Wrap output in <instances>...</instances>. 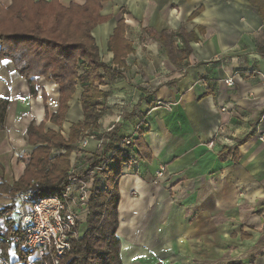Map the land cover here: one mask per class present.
<instances>
[{"label": "crops", "instance_id": "1", "mask_svg": "<svg viewBox=\"0 0 264 264\" xmlns=\"http://www.w3.org/2000/svg\"><path fill=\"white\" fill-rule=\"evenodd\" d=\"M97 1L102 21L91 35L108 69L95 86L107 97L86 131L106 139L114 127L116 143H140L119 181L122 264H264V20L257 8L248 0ZM59 4L84 7L87 0ZM119 23L132 49L122 66L109 49ZM83 93L77 85L58 127L50 119L59 86L38 77L32 95L14 64L0 60V98L10 102L0 184L24 175L31 124L67 139L83 122ZM96 148L91 140L88 152ZM60 153L52 149L50 158Z\"/></svg>", "mask_w": 264, "mask_h": 264}, {"label": "trees", "instance_id": "2", "mask_svg": "<svg viewBox=\"0 0 264 264\" xmlns=\"http://www.w3.org/2000/svg\"><path fill=\"white\" fill-rule=\"evenodd\" d=\"M257 8L264 20V0H248ZM99 2L87 0L84 7L72 5L63 8L59 0H12L9 8L0 6V60H10L16 71L29 84L31 94H36V79L43 77L59 86V109L50 119L61 127L68 112V102L81 84L84 93L81 104L82 123L74 124L67 139L60 132L31 124L27 131L29 144L34 148L26 163L24 175L13 185L0 184V196L14 200L21 192L32 191L34 197L61 195L69 182L70 155L86 130L96 127L100 118L99 99L107 97L96 82L101 81L100 70H107L100 60L99 50L91 35L102 21ZM123 23H119L110 40L114 63L124 65V58L132 52L131 44L124 39ZM82 72V73H81ZM9 100L0 98V133L5 129ZM47 119L48 116H47ZM114 131V130H113ZM113 131L107 134L108 142L102 155H94L90 169L112 158L108 167L95 177L87 229L80 241H74L69 253L60 264H122L120 241L116 236L119 227V181L125 165L132 162L131 151L122 150L114 141ZM97 139H101L98 138ZM139 141L132 139V145ZM131 145V148H132ZM60 153L51 159V150ZM12 206L0 209L1 258L8 263L12 238L18 234L11 219ZM20 262L27 264L30 251L17 250ZM241 264V263H233Z\"/></svg>", "mask_w": 264, "mask_h": 264}, {"label": "built area", "instance_id": "3", "mask_svg": "<svg viewBox=\"0 0 264 264\" xmlns=\"http://www.w3.org/2000/svg\"><path fill=\"white\" fill-rule=\"evenodd\" d=\"M225 83L235 85L233 78L226 79ZM113 130L114 127H111L105 134ZM91 140L97 143L95 155H102L103 147L108 142L107 139H97L95 133H84L74 149L75 159L84 163L76 162L71 166L68 185L61 195L34 197L32 191L18 194L10 216L18 233L11 241L9 252L13 258L8 263L1 261L0 264H24L19 260L18 249L31 252L27 264H60L63 256L71 251L72 243L82 239L90 215L95 177L108 167L112 158L109 153L107 160L90 169L88 163L94 156L88 152ZM260 140L264 142V134ZM118 145L122 150L130 151L132 138H125ZM165 172L166 168L162 167L156 177L162 178Z\"/></svg>", "mask_w": 264, "mask_h": 264}, {"label": "rangeland", "instance_id": "4", "mask_svg": "<svg viewBox=\"0 0 264 264\" xmlns=\"http://www.w3.org/2000/svg\"><path fill=\"white\" fill-rule=\"evenodd\" d=\"M77 159H75V163L77 162L76 161ZM74 163V164H75ZM133 196H135V194H132ZM3 196H0V198H2ZM7 198V197H6ZM5 198V199H6ZM5 199H0V209L2 208V207H5V206H12V208H11V210H10V212L12 213V211H14V206H15V201H16V199L17 198H15L14 200H12V199H10V198H7V200H5ZM11 213H10V215H11ZM3 228V231H4V228H5V226H4V222L3 221H0V229H2ZM1 233V232H0ZM1 255H3V253L1 254V252H0V263H1V261H3L2 260V258H1ZM11 258H13L12 256H10V252H9V257H8V259L11 261ZM13 261V260H12ZM4 262V261H3ZM9 262V261H8ZM5 263V262H4Z\"/></svg>", "mask_w": 264, "mask_h": 264}]
</instances>
